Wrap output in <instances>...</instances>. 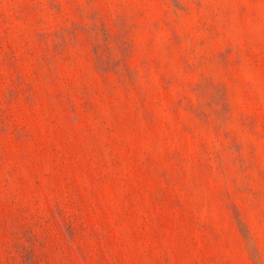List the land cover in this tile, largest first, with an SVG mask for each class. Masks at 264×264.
<instances>
[{"label":"rangeland","instance_id":"obj_1","mask_svg":"<svg viewBox=\"0 0 264 264\" xmlns=\"http://www.w3.org/2000/svg\"><path fill=\"white\" fill-rule=\"evenodd\" d=\"M0 264H264V0H0Z\"/></svg>","mask_w":264,"mask_h":264}]
</instances>
